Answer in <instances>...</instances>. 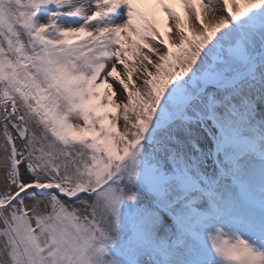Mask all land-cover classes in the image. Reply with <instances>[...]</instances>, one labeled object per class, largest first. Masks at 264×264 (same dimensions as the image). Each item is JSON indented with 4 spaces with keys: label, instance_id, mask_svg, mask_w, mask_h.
Instances as JSON below:
<instances>
[{
    "label": "snow or ice",
    "instance_id": "snow-or-ice-1",
    "mask_svg": "<svg viewBox=\"0 0 264 264\" xmlns=\"http://www.w3.org/2000/svg\"><path fill=\"white\" fill-rule=\"evenodd\" d=\"M0 264H264V0H0Z\"/></svg>",
    "mask_w": 264,
    "mask_h": 264
}]
</instances>
